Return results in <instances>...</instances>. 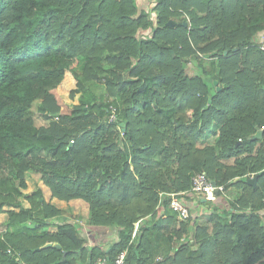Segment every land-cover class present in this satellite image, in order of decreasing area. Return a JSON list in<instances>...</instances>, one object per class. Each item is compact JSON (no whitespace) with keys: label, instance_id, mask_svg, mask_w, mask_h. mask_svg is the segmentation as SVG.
Returning <instances> with one entry per match:
<instances>
[{"label":"trees","instance_id":"obj_1","mask_svg":"<svg viewBox=\"0 0 264 264\" xmlns=\"http://www.w3.org/2000/svg\"><path fill=\"white\" fill-rule=\"evenodd\" d=\"M259 35L264 39V0H153L147 11L136 0H0V212L19 209L8 211L9 228L58 222L54 234H0V264H73L78 253L94 264L123 250L129 264H155L158 208H169L171 193H188L198 172L225 186L215 200L226 203L210 202L206 218L190 211L178 223L181 234L166 237L167 261L264 264ZM66 72L75 80L69 96L79 101L63 113L55 89ZM96 85L103 86L99 97ZM38 102L45 124L35 123ZM256 127L261 139H248ZM209 132L217 133L214 141L200 143ZM26 172L59 200L85 201L88 225L117 228L110 250L86 251L40 189L24 209ZM256 174L249 193L225 196ZM46 241L61 249L37 250Z\"/></svg>","mask_w":264,"mask_h":264},{"label":"crops","instance_id":"obj_2","mask_svg":"<svg viewBox=\"0 0 264 264\" xmlns=\"http://www.w3.org/2000/svg\"><path fill=\"white\" fill-rule=\"evenodd\" d=\"M140 1H144L143 4L150 3V5H152V2H153V0H136V5L139 10H145L143 7H140V5L138 6ZM67 73L69 74L68 83H70V78L72 77V75L70 72H67ZM41 113L43 114V112ZM41 124H45L44 121ZM215 137H217V133L209 132L204 135L203 139L204 140L211 139V141H208V142H213ZM154 165L156 167L157 163L155 162ZM251 178L252 177H250V179ZM24 183H25V187L19 188L20 192L22 193V196L19 198L21 201L22 207L24 209H30L31 203L29 202L28 197H30L31 194L36 191V189H40L42 192L41 201H44V203L49 204L50 206H53L54 208L62 211L63 220L67 219V223L73 224V226L75 227L74 231L77 233L78 238L84 239L83 246L86 251L90 249L92 246L100 249L101 251H105V252L109 251L110 246L117 240V228L113 229V228L97 227V226L92 227L88 225V223L86 222V219L89 215V205L82 199H72L69 201H64V200H59L53 197L50 189L42 182V180H40L39 175L32 173V172L25 173ZM250 189H251V186H249L246 181L245 183H242L239 188L229 187L226 191L225 196L232 199V198L237 197L239 194L249 193ZM218 194L216 195L218 196ZM179 198L181 199L182 203L186 205V207H188V209L192 212L193 215L192 214L191 215L193 217L202 216L205 218L210 215L213 204H215L216 206H223L225 205L224 202L226 200L225 197L222 196V197H217L216 200L213 202V204L206 203V202H212V201H206V200L203 201L204 198L202 195H194L189 192L180 195ZM2 209L4 210V212H0V234L5 233L6 231L15 232L18 230H22L24 232H32V231L46 232L49 234H54L58 232V222L55 219L48 220L49 224L45 227H40V226L33 227V225L30 224L28 221L22 225H19V224L13 225L9 228L8 214H7L8 211H14L15 213H17L19 209L7 207V206H3ZM158 214L160 218L159 219L160 223L158 224L157 230L160 234V237L155 239V242H154V247L156 248V255L154 259L161 260L160 264H170L167 261V258L169 256V253H172L170 252L172 244L167 241L166 237L168 235L177 236L178 234H181V231H179V225H178L180 220H178V218L176 217V214L173 213L170 210V208L165 209L163 207H159ZM168 216H172L173 218L171 219L172 222L168 220L169 219L167 218ZM142 223L143 222H139V225ZM184 236L185 234H182L181 239ZM47 243H51L52 245L58 244L56 242L46 241L42 246H44ZM42 246L37 248V250L46 249V248H41ZM78 254L79 256H77L76 259L74 258L75 262L81 260L80 259L81 255L80 253ZM64 255H65V252L63 253V256ZM100 257H106V256L103 255ZM82 262L85 263V261H82ZM23 263L25 262H22L21 264Z\"/></svg>","mask_w":264,"mask_h":264},{"label":"built area","instance_id":"obj_3","mask_svg":"<svg viewBox=\"0 0 264 264\" xmlns=\"http://www.w3.org/2000/svg\"><path fill=\"white\" fill-rule=\"evenodd\" d=\"M144 34L148 35L149 33L145 32ZM260 43H261L260 46L261 49H264L263 35L260 38ZM109 110H110V114L108 120L112 122L115 120V107L110 105ZM55 119H57V117H55ZM70 143H73V140H70ZM189 192L194 195H202L206 201H214L217 193L225 192V186L216 183L213 184V181H211L204 172H198L194 174L191 178V187ZM181 194L182 193L170 194L171 199L169 202V208L173 213L176 214L178 220L187 221L190 218L191 212L188 209V207H186V205H184L181 199L179 198ZM262 203L264 205V194L262 198ZM138 227H139V222H136L134 224V228L132 231V237H135ZM126 257H127L126 250H123L117 253L113 259H109L107 257H97L94 261V264H129L126 260ZM23 264H33V263H23ZM73 264H85V263L82 261H77Z\"/></svg>","mask_w":264,"mask_h":264},{"label":"rangeland","instance_id":"obj_4","mask_svg":"<svg viewBox=\"0 0 264 264\" xmlns=\"http://www.w3.org/2000/svg\"><path fill=\"white\" fill-rule=\"evenodd\" d=\"M144 1H140L138 6L140 5V7H143L145 9V11L149 10L151 8V5L150 3H144ZM150 5V6H149ZM141 36H147L146 34H142ZM262 37V35H259V40L260 38ZM186 72L190 75H193L194 74V69L193 68H187ZM65 78L63 79V81L61 82V84L55 89V94H56V97L58 99V102L60 103V105L62 106V112L63 113H67L70 111L71 109V106L74 104V103H78L79 101V94L74 98H70L69 96V90L74 88L75 86V80L71 77L70 78V83H68V76L69 74L66 72L65 73ZM74 86V87H73ZM103 86L102 85H96L94 86V93L97 95V97L101 96L103 94ZM89 95H85V100L86 99H89ZM39 102L38 104H35L34 105V110L36 112L35 114V123L37 125L41 124L43 121H45V119L43 118V114L45 113V111L43 110H40L39 109ZM43 112V114L41 113ZM208 141H211L210 140H204L203 138L201 139L200 143H206ZM201 145V144H200ZM229 163H231V160L228 161ZM206 203H210V202H206ZM161 260L159 259H156L154 261L155 264H160Z\"/></svg>","mask_w":264,"mask_h":264},{"label":"water","instance_id":"obj_5","mask_svg":"<svg viewBox=\"0 0 264 264\" xmlns=\"http://www.w3.org/2000/svg\"><path fill=\"white\" fill-rule=\"evenodd\" d=\"M173 24V22H171V21H168L167 22V25L168 26H171ZM234 51H235V49H234ZM217 84V81H214V85H216ZM217 90H219V88L217 87ZM208 103H210V100L208 101ZM120 126L124 129V124L123 123H120ZM261 137H262V129H259L258 127H256L255 128V133L254 134H252V135H250L249 137H248V139H251V140H259V139H261ZM257 174L256 175H254L251 179H248L247 180V184L249 185V186H251V187H254L255 185H256V179H257ZM239 180V178H236L235 180H234V182L235 181H238ZM213 184H215L214 182H213ZM218 194V193H217ZM203 201H205V199H203ZM54 247V248H56V249H61V246L59 245V244H51V243H47V244H45L44 246H42L41 248H48V247Z\"/></svg>","mask_w":264,"mask_h":264}]
</instances>
